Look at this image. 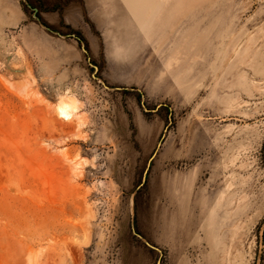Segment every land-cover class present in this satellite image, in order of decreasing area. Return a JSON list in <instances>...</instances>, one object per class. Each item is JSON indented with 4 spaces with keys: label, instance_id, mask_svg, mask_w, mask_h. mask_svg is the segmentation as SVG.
I'll list each match as a JSON object with an SVG mask.
<instances>
[{
    "label": "rangeland",
    "instance_id": "rangeland-1",
    "mask_svg": "<svg viewBox=\"0 0 264 264\" xmlns=\"http://www.w3.org/2000/svg\"><path fill=\"white\" fill-rule=\"evenodd\" d=\"M133 1L121 71L0 0V264H264V0Z\"/></svg>",
    "mask_w": 264,
    "mask_h": 264
},
{
    "label": "crops",
    "instance_id": "crops-1",
    "mask_svg": "<svg viewBox=\"0 0 264 264\" xmlns=\"http://www.w3.org/2000/svg\"><path fill=\"white\" fill-rule=\"evenodd\" d=\"M61 1L69 2L63 13L64 23L77 31L91 32L94 53L101 54L109 66L125 71V0ZM127 3L137 20L142 19L139 4Z\"/></svg>",
    "mask_w": 264,
    "mask_h": 264
},
{
    "label": "bare ground",
    "instance_id": "bare-ground-1",
    "mask_svg": "<svg viewBox=\"0 0 264 264\" xmlns=\"http://www.w3.org/2000/svg\"><path fill=\"white\" fill-rule=\"evenodd\" d=\"M131 2L134 3V1L132 0ZM77 110V104L76 102L73 101V99L68 98V99H62L58 106H57V116L63 120L65 119H70L75 111ZM79 165H74L73 169L77 168Z\"/></svg>",
    "mask_w": 264,
    "mask_h": 264
},
{
    "label": "trees",
    "instance_id": "trees-1",
    "mask_svg": "<svg viewBox=\"0 0 264 264\" xmlns=\"http://www.w3.org/2000/svg\"><path fill=\"white\" fill-rule=\"evenodd\" d=\"M59 1H61V0H59ZM56 11H60V12H62V10L60 9V7H56V6H55V7L53 8L52 12H56ZM40 20L42 21V23H43L44 26H46V27H50L47 23H45V22L42 20L41 17H40ZM61 24L64 25L66 28H68V29L70 30V33H71V34L76 35V36L78 37L79 42L82 43V42L86 41L85 38H84V36L82 35L81 32L75 30L74 28H72V27L69 26V25L66 26V24L64 23L63 20H62Z\"/></svg>",
    "mask_w": 264,
    "mask_h": 264
},
{
    "label": "water",
    "instance_id": "water-1",
    "mask_svg": "<svg viewBox=\"0 0 264 264\" xmlns=\"http://www.w3.org/2000/svg\"><path fill=\"white\" fill-rule=\"evenodd\" d=\"M37 18V17H36ZM37 20L39 21V22H41V20L40 19H38L37 18ZM52 33H54V34H56L55 32H52ZM84 51H85V53L87 54V51L84 49ZM160 147V146H159ZM149 245V244H148ZM150 246V245H149ZM152 247V246H151ZM153 248V247H152Z\"/></svg>",
    "mask_w": 264,
    "mask_h": 264
}]
</instances>
